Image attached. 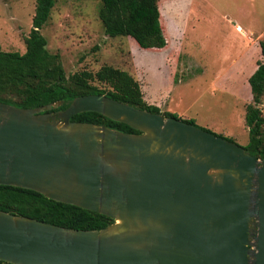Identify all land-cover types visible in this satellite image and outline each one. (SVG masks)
<instances>
[{
    "label": "water",
    "instance_id": "water-1",
    "mask_svg": "<svg viewBox=\"0 0 264 264\" xmlns=\"http://www.w3.org/2000/svg\"><path fill=\"white\" fill-rule=\"evenodd\" d=\"M0 102V185L108 217L74 230L0 211L8 264H264V159L102 95ZM94 112L135 134L71 122Z\"/></svg>",
    "mask_w": 264,
    "mask_h": 264
},
{
    "label": "rangeland",
    "instance_id": "rangeland-1",
    "mask_svg": "<svg viewBox=\"0 0 264 264\" xmlns=\"http://www.w3.org/2000/svg\"><path fill=\"white\" fill-rule=\"evenodd\" d=\"M99 4L54 0L40 29L65 75L95 72L102 65L126 71L147 105L154 102L160 112L246 144L244 107L251 102L246 80L264 63L257 44L264 36V0H161L167 47L159 51L139 49L129 38L106 37L96 15ZM33 12L34 0H0V51L24 52ZM259 108L264 116V95Z\"/></svg>",
    "mask_w": 264,
    "mask_h": 264
},
{
    "label": "trees",
    "instance_id": "trees-1",
    "mask_svg": "<svg viewBox=\"0 0 264 264\" xmlns=\"http://www.w3.org/2000/svg\"><path fill=\"white\" fill-rule=\"evenodd\" d=\"M99 1L96 15L106 37L129 38L142 50H160L166 46L158 8L161 0ZM53 4L54 0H34L31 28L23 39L22 54L0 51L1 103L33 109L60 102V106L52 109L57 111L65 109L76 97L102 95L164 118H177L172 113L160 112L157 107L147 105L139 83L126 71L102 65L95 72L81 70L65 75L59 55L47 52L46 41L40 34ZM257 44L260 56L264 58V36ZM246 81L251 102L244 107L247 142L242 148L256 159H264V116L259 108L264 95V63L258 62ZM69 120L102 125L125 134L138 133L94 112L79 113ZM179 120L195 126L192 119ZM223 139L233 142L228 138ZM0 211L74 230L98 231L113 222L98 213L58 203L37 192L12 186L0 185Z\"/></svg>",
    "mask_w": 264,
    "mask_h": 264
},
{
    "label": "crops",
    "instance_id": "crops-1",
    "mask_svg": "<svg viewBox=\"0 0 264 264\" xmlns=\"http://www.w3.org/2000/svg\"><path fill=\"white\" fill-rule=\"evenodd\" d=\"M235 27H238V26H235ZM235 27H234V28H235ZM239 32H240V29H239ZM166 47H167V45H166L163 49H160V50H164ZM158 51H159V50H158ZM167 56L171 57L172 55H171V54H167ZM248 90H249V89H248ZM147 102H149V101H147ZM151 104L154 105V106H157V104H155L154 102H152Z\"/></svg>",
    "mask_w": 264,
    "mask_h": 264
},
{
    "label": "built area",
    "instance_id": "built-area-1",
    "mask_svg": "<svg viewBox=\"0 0 264 264\" xmlns=\"http://www.w3.org/2000/svg\"><path fill=\"white\" fill-rule=\"evenodd\" d=\"M235 30H236V31H239V27H235Z\"/></svg>",
    "mask_w": 264,
    "mask_h": 264
}]
</instances>
